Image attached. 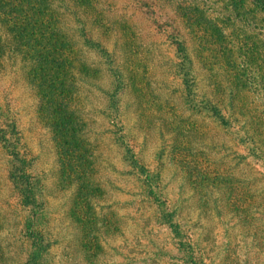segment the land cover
Segmentation results:
<instances>
[{
	"label": "rangeland",
	"instance_id": "rangeland-1",
	"mask_svg": "<svg viewBox=\"0 0 264 264\" xmlns=\"http://www.w3.org/2000/svg\"><path fill=\"white\" fill-rule=\"evenodd\" d=\"M154 1L156 17L170 18L185 38L200 91L212 97L236 95L237 87L227 80L226 71L209 50L212 39L203 36L201 25L222 27L231 39L244 38L255 49L253 55L264 58L263 13L250 0ZM53 4L71 49L92 73L88 82H77L80 113L71 91L68 106L59 110L60 118L68 117L75 128V123L84 124L87 148L82 151L78 175L66 168L57 148L49 121L52 114L42 109L44 98L41 88L31 82L29 60L14 48L11 34L0 23V102L15 121L28 157L35 156L31 172L41 177L46 200L39 228L54 241L50 247L53 261L184 264L167 228L158 221L154 205L141 200L140 182L115 139L119 125L106 106L104 91L110 79L103 59L84 45L72 13L60 0ZM96 8L99 11L91 10V18L102 14L106 23L94 30V37L131 70V82L118 94L123 129L133 135L146 165L155 167L160 152L163 191L188 221L185 234L199 258L205 264H264V169L260 162L248 157L211 118L184 106L166 33L151 26L129 0H96ZM70 72L77 79L74 69ZM249 93H244L243 102L237 97L248 121L258 116L264 102ZM77 115L81 121H75ZM4 156L0 147V264H22L28 247L22 236L27 215L12 192ZM196 158L201 160L193 166ZM184 160L189 162L185 171Z\"/></svg>",
	"mask_w": 264,
	"mask_h": 264
},
{
	"label": "trees",
	"instance_id": "trees-1",
	"mask_svg": "<svg viewBox=\"0 0 264 264\" xmlns=\"http://www.w3.org/2000/svg\"><path fill=\"white\" fill-rule=\"evenodd\" d=\"M129 1L148 19L151 26L160 33H166L173 49V72L178 79L180 98L184 106L196 114L211 118L224 128L245 154L259 161L264 169V130L261 131L264 126V102L260 103L262 108L258 111V116H251L248 121L244 114L246 111L237 101L239 97L243 102L244 93L247 92H251V95L257 94L264 101V58H256L253 55L256 54L255 49L244 38L231 39L222 27L201 25L203 36L212 39L209 50L213 52L222 70L226 71L227 80L237 87L236 95L230 92L232 96L227 94L224 98L209 96L200 91V80L188 45L172 20L165 18L161 21L156 17L154 0ZM250 1L264 15V0ZM60 3L74 16L78 24L76 30L84 45L96 51L106 66L110 79L108 89L104 91L107 110L114 123L119 125L115 139L122 147L124 160L140 182L141 200H148L154 205L158 221L165 225L174 246L184 257L182 262L205 264L196 253L195 244L185 234L188 221L177 208L170 205L163 191L160 152L157 153L155 167L146 165L138 155L133 135L123 129L118 94L131 82V70L101 39L94 37V30L106 23L102 14L97 18L90 16L91 10L99 11L96 0H60ZM0 23L11 34L14 48L29 60L31 66L28 74L31 82H36L37 87L41 88L40 96L44 98L42 109L52 114L49 121L56 137L57 148L63 156L66 168L73 169V173L78 175L83 163L82 151L87 148L84 124L75 123V128L68 117L66 120L60 118L59 110L68 106L71 91L75 109L80 113L81 90L78 81L88 82L87 79L92 76L91 70L83 61H78L76 50L71 49L67 36L59 27V15L54 9L53 0H0ZM199 43H203L202 38ZM205 47L203 44L202 49H206ZM71 52L74 54L71 55ZM71 69H74L77 79L69 75ZM78 120L81 121L82 118L77 115L75 121ZM68 122L71 124L69 128L66 126ZM0 147L5 151L4 161L12 192L27 215V226L22 236L28 242V247L22 264H55L50 253L54 241L39 228L42 218L40 213L46 200L41 177L31 172L35 156L28 157V148L20 141L17 125L8 116L1 102ZM201 158H196L193 166H198ZM183 163L185 171L189 162L184 160Z\"/></svg>",
	"mask_w": 264,
	"mask_h": 264
}]
</instances>
